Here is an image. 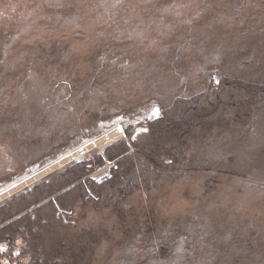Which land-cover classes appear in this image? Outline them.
Returning <instances> with one entry per match:
<instances>
[{
	"label": "rangeland",
	"instance_id": "obj_1",
	"mask_svg": "<svg viewBox=\"0 0 264 264\" xmlns=\"http://www.w3.org/2000/svg\"><path fill=\"white\" fill-rule=\"evenodd\" d=\"M232 77L264 80V0H0V195L32 181L1 201ZM256 105L244 122L192 133L174 162L136 158L120 187L138 189L115 197L122 221L111 207L76 219L105 233L91 264H264Z\"/></svg>",
	"mask_w": 264,
	"mask_h": 264
},
{
	"label": "trees",
	"instance_id": "obj_2",
	"mask_svg": "<svg viewBox=\"0 0 264 264\" xmlns=\"http://www.w3.org/2000/svg\"><path fill=\"white\" fill-rule=\"evenodd\" d=\"M249 79H222L188 101L177 98L160 118L145 121L144 132L132 137L127 131L126 140L91 154L89 160L68 164L1 201L0 264H91L105 233L81 228L76 219L111 207L122 221L125 214L115 197L122 199L138 189L130 181L120 187L136 158L160 167L165 160L177 159L192 133L246 121L264 98V80ZM106 162L110 166L104 178L89 177Z\"/></svg>",
	"mask_w": 264,
	"mask_h": 264
},
{
	"label": "built area",
	"instance_id": "obj_3",
	"mask_svg": "<svg viewBox=\"0 0 264 264\" xmlns=\"http://www.w3.org/2000/svg\"><path fill=\"white\" fill-rule=\"evenodd\" d=\"M112 133H114L117 137H119L120 136V134H122V131H121V129L120 128H117L116 130H114V131H112L111 133H109V134H106V135H104L102 138H100V140L101 139H104V144L103 143H101V142H99V140H96V141H94V142H91L90 144H88L87 146H84V147H81V148H79L78 150H76L73 154H71L70 156H68L67 157V159H70V158H74V157H78V156H83V155H85V153H87L88 152V150H89V148H100V147H102V146H105V145H107V144H109L113 139H111V140H109L110 139V135L112 134ZM89 147V148H88Z\"/></svg>",
	"mask_w": 264,
	"mask_h": 264
},
{
	"label": "water",
	"instance_id": "obj_4",
	"mask_svg": "<svg viewBox=\"0 0 264 264\" xmlns=\"http://www.w3.org/2000/svg\"><path fill=\"white\" fill-rule=\"evenodd\" d=\"M55 167H56V165H53V166H51L49 169H47V170H45L44 172L46 173L47 171H49V170H52V169H55ZM43 172V173H44ZM43 173H41V174H43ZM40 176V175H39ZM38 177V176H37ZM34 178V177H33ZM36 178V177H35ZM34 178V179H35ZM32 181H26V182H23L22 184H20V185H18V186H16V187H14L13 189H11V190H9L7 193H5V195H9L10 193L12 194V192L14 191V190H16L17 188H19V187H21V186H23V185H27V184H30ZM14 193V192H13ZM10 194V195H11ZM5 195L4 194H1L0 195V201L3 199V198H5Z\"/></svg>",
	"mask_w": 264,
	"mask_h": 264
},
{
	"label": "bare ground",
	"instance_id": "obj_5",
	"mask_svg": "<svg viewBox=\"0 0 264 264\" xmlns=\"http://www.w3.org/2000/svg\"><path fill=\"white\" fill-rule=\"evenodd\" d=\"M102 140L104 141V139H101L99 142H101Z\"/></svg>",
	"mask_w": 264,
	"mask_h": 264
}]
</instances>
